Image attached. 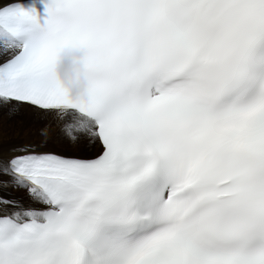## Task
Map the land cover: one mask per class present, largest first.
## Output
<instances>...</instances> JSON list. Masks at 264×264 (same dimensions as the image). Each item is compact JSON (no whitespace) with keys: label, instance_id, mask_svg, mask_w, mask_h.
Here are the masks:
<instances>
[{"label":"snow or ice","instance_id":"snow-or-ice-1","mask_svg":"<svg viewBox=\"0 0 264 264\" xmlns=\"http://www.w3.org/2000/svg\"><path fill=\"white\" fill-rule=\"evenodd\" d=\"M25 119L0 264H264V0H0V123Z\"/></svg>","mask_w":264,"mask_h":264},{"label":"clouds","instance_id":"clouds-1","mask_svg":"<svg viewBox=\"0 0 264 264\" xmlns=\"http://www.w3.org/2000/svg\"><path fill=\"white\" fill-rule=\"evenodd\" d=\"M76 55H79L82 57L84 54L81 52V53H77ZM82 69H83L82 63L81 64L75 63L73 59V54L66 53L65 60L61 66V72H62L64 79L67 82L71 83L77 71L82 70ZM87 83H88V79H87V76L85 75L80 80V82L76 85L75 87L76 93L83 91L87 87Z\"/></svg>","mask_w":264,"mask_h":264},{"label":"bare ground","instance_id":"bare-ground-1","mask_svg":"<svg viewBox=\"0 0 264 264\" xmlns=\"http://www.w3.org/2000/svg\"><path fill=\"white\" fill-rule=\"evenodd\" d=\"M21 127H24L25 133H27L26 137L33 138V139H41L42 138L38 135V132H39L38 126L31 124V122L26 120V119L25 120H18V121L4 120L2 123H0V131H2L3 129H9V130H11L12 134H14V135L18 134L19 129ZM58 133H59V127L56 126L54 128L53 135H57ZM0 136H1V134H0ZM5 141L7 142V140H5Z\"/></svg>","mask_w":264,"mask_h":264},{"label":"rangeland","instance_id":"rangeland-1","mask_svg":"<svg viewBox=\"0 0 264 264\" xmlns=\"http://www.w3.org/2000/svg\"><path fill=\"white\" fill-rule=\"evenodd\" d=\"M3 130L0 131V134H1V136H0V143L15 142L17 139H19L21 137L28 138V137H26L27 136V133H25L24 127H21L19 129V132H18L17 135L12 134L11 130H9V129H3ZM5 140H7V142Z\"/></svg>","mask_w":264,"mask_h":264}]
</instances>
